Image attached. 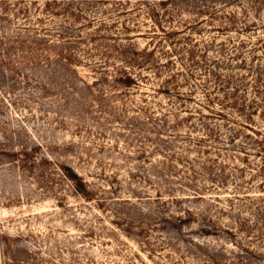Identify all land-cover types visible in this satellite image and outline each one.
<instances>
[{
  "label": "rangeland",
  "instance_id": "1",
  "mask_svg": "<svg viewBox=\"0 0 264 264\" xmlns=\"http://www.w3.org/2000/svg\"><path fill=\"white\" fill-rule=\"evenodd\" d=\"M0 264H264V0H0Z\"/></svg>",
  "mask_w": 264,
  "mask_h": 264
},
{
  "label": "trees",
  "instance_id": "2",
  "mask_svg": "<svg viewBox=\"0 0 264 264\" xmlns=\"http://www.w3.org/2000/svg\"><path fill=\"white\" fill-rule=\"evenodd\" d=\"M127 57L130 59L129 56H127ZM122 75L124 78H130L131 77V74L128 71H124V73ZM72 178H74L73 180L75 181L74 184H75L76 189H79V187L81 188L83 183L80 179L79 180L77 179V175L75 173L72 174Z\"/></svg>",
  "mask_w": 264,
  "mask_h": 264
}]
</instances>
